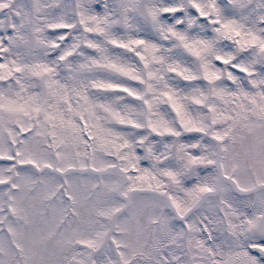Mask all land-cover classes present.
Instances as JSON below:
<instances>
[{
  "label": "snow or ice",
  "instance_id": "snow-or-ice-1",
  "mask_svg": "<svg viewBox=\"0 0 264 264\" xmlns=\"http://www.w3.org/2000/svg\"><path fill=\"white\" fill-rule=\"evenodd\" d=\"M0 264H264V0H0Z\"/></svg>",
  "mask_w": 264,
  "mask_h": 264
}]
</instances>
